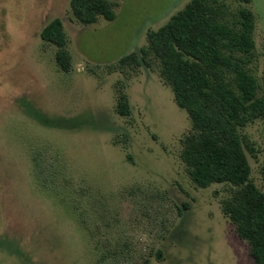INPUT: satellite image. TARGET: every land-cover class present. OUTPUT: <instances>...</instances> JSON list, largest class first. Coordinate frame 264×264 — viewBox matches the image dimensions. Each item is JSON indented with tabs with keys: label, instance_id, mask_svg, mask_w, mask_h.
I'll use <instances>...</instances> for the list:
<instances>
[{
	"label": "rangeland",
	"instance_id": "374dc122",
	"mask_svg": "<svg viewBox=\"0 0 264 264\" xmlns=\"http://www.w3.org/2000/svg\"><path fill=\"white\" fill-rule=\"evenodd\" d=\"M116 18L77 21L71 0H0V264H255L222 211L229 186L199 188L181 158L188 114L141 58L190 0H109ZM231 11L242 7L227 2ZM264 85V0H251ZM63 21L73 68L41 38ZM131 114L117 113L120 94ZM243 134L264 191V120Z\"/></svg>",
	"mask_w": 264,
	"mask_h": 264
},
{
	"label": "trees",
	"instance_id": "16d2710c",
	"mask_svg": "<svg viewBox=\"0 0 264 264\" xmlns=\"http://www.w3.org/2000/svg\"><path fill=\"white\" fill-rule=\"evenodd\" d=\"M233 12L228 0H190L158 30L149 31L147 46L120 61L132 67L158 61L160 75L177 106L192 123L183 141L181 158L192 182L199 188L229 186L222 211L247 242L255 264H264V191L251 180L247 151L253 152L243 130L264 120V85L251 68L256 53L255 15L251 0ZM109 0H71L74 17L84 25L116 18ZM41 38L57 48L58 67L73 68L62 19L46 25ZM117 113L131 114L129 98L120 94Z\"/></svg>",
	"mask_w": 264,
	"mask_h": 264
}]
</instances>
